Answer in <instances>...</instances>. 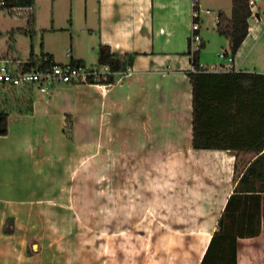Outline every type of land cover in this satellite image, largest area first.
Returning <instances> with one entry per match:
<instances>
[{"label":"crops","instance_id":"crops-1","mask_svg":"<svg viewBox=\"0 0 264 264\" xmlns=\"http://www.w3.org/2000/svg\"><path fill=\"white\" fill-rule=\"evenodd\" d=\"M205 3L198 4L202 49L209 41L205 15L213 13ZM50 6V19L45 13L50 7L42 0L27 8L11 0L5 9L20 16L30 13L29 28L44 36L70 26L69 61L50 52L45 39L42 54L51 55L54 62L69 64L75 59L98 66L101 44L121 57L134 58L130 71L116 73L114 81L103 85L61 84L49 95L31 86L18 94L8 88L0 91V110L9 112L8 131L0 134V264H44L40 248L46 208L70 198L87 149L98 143L118 160L139 163L138 171L151 182L162 180L149 183L138 208L145 212L139 221L147 218L146 212H163L156 220L167 228L157 236L146 233L148 242L157 245L149 252V264H201L228 199L256 154L193 146L192 75L198 67L190 39L192 0H51ZM63 9L72 12L65 21L59 20L65 19ZM75 10L83 11V17H75ZM255 11L253 20H262L264 0H256ZM220 13L231 15L232 0L230 10L219 9L214 19H208L217 33L215 19ZM243 44L231 63L227 59L209 65L202 61L200 49V70L230 71L226 67L231 64L235 71L264 73L242 69ZM32 55L38 56L33 46L27 58L0 53L20 59ZM68 117L72 137L65 131ZM259 244L264 245V230L257 237L240 239L238 264H262Z\"/></svg>","mask_w":264,"mask_h":264},{"label":"rangeland","instance_id":"rangeland-1","mask_svg":"<svg viewBox=\"0 0 264 264\" xmlns=\"http://www.w3.org/2000/svg\"><path fill=\"white\" fill-rule=\"evenodd\" d=\"M42 2L50 7L45 13L49 19L52 18L51 0ZM204 6L212 9L213 13L205 15V25L209 23L210 29H206L204 34L206 38L209 37V41H206L204 49L203 45L201 47V59L209 65L226 63L227 58H222L218 53L230 51L229 39L219 35L216 26L209 20L215 18L219 9L230 10L231 0H207ZM1 11L0 53L10 51L27 58L33 46L36 55L41 56L47 39L50 52H55L59 59L70 60L67 56L72 46L69 25L62 31L44 36L42 32L34 33L29 28L27 22L30 13L25 12L20 16V12L16 15L18 12L15 14L8 9ZM78 14L83 17L84 13L75 10L74 16ZM71 15L69 9H63L62 16L65 19L59 20L65 21ZM54 16L56 18L55 13ZM254 20L251 22L253 31L242 47V69L264 72V17L260 21ZM61 25L66 24L63 22ZM116 158L106 148H101L100 143L87 149L70 198L46 208L44 245L40 248L44 264H149V252L156 250L157 245L148 242L146 233L157 236V233L167 229L158 226L156 220V217L164 214L146 212L147 218L142 216L143 219L138 220L145 213L138 208L151 181L142 170L138 171L139 163ZM240 164H244L243 160ZM157 172L154 171V175ZM151 180V184L153 181L157 184L162 181L156 178ZM259 249L262 250L264 264V245H260Z\"/></svg>","mask_w":264,"mask_h":264},{"label":"trees","instance_id":"trees-1","mask_svg":"<svg viewBox=\"0 0 264 264\" xmlns=\"http://www.w3.org/2000/svg\"><path fill=\"white\" fill-rule=\"evenodd\" d=\"M33 3L34 0H13L14 5L25 8ZM255 16L250 0H232L231 15L220 13L217 31L229 39V54L232 57L248 37ZM198 54L193 57L198 69L192 75L194 148L256 154L229 197L218 222L220 230L213 234L201 261V264H238L239 240L257 237L264 230V73L202 71L197 63ZM133 58V55L121 57L109 45L101 44L98 66L108 65L113 72L106 76L104 82L114 81L115 74L127 70ZM41 61L56 63L51 55L30 57L31 64ZM70 64L86 66L84 61L75 59ZM7 88L16 94L28 90L23 87ZM8 116L7 110H0L1 135L8 131ZM68 119L70 125L65 131L72 137L73 126L71 118Z\"/></svg>","mask_w":264,"mask_h":264},{"label":"built area","instance_id":"built-area-1","mask_svg":"<svg viewBox=\"0 0 264 264\" xmlns=\"http://www.w3.org/2000/svg\"><path fill=\"white\" fill-rule=\"evenodd\" d=\"M10 2L11 0H0V10L5 9ZM192 3L194 5V21L191 24L190 39L192 52L197 53L202 47L203 40L199 32L201 24L199 20H195V18H200L201 12L198 8L199 0H192ZM255 3L256 0H250L256 18L258 12L255 11ZM206 12L210 13V10L207 9ZM219 21V17H217L215 19L216 25ZM219 55L222 58H227L230 63L233 61V57L227 55L225 52H220ZM226 68L234 70L231 64ZM127 70L130 71V67H128ZM110 73L113 72L108 65L95 67L73 66L70 63L58 64L46 63L43 61L37 64H31L30 59L0 57V91L7 87L20 88L31 86L38 92L49 95L56 86L61 84L86 83L91 85H103L105 83L104 79ZM262 152H264V139ZM216 229L220 230V226L217 225Z\"/></svg>","mask_w":264,"mask_h":264},{"label":"bare ground","instance_id":"bare-ground-1","mask_svg":"<svg viewBox=\"0 0 264 264\" xmlns=\"http://www.w3.org/2000/svg\"><path fill=\"white\" fill-rule=\"evenodd\" d=\"M252 22V21H251ZM252 24V23H251ZM252 30H253V26L251 25V32H252Z\"/></svg>","mask_w":264,"mask_h":264}]
</instances>
